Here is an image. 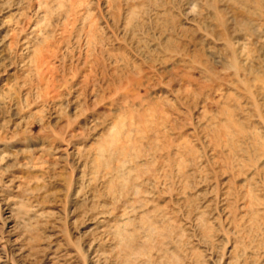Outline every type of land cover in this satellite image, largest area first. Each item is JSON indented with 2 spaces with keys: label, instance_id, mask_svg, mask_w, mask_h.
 Wrapping results in <instances>:
<instances>
[{
  "label": "rangeland",
  "instance_id": "1",
  "mask_svg": "<svg viewBox=\"0 0 264 264\" xmlns=\"http://www.w3.org/2000/svg\"><path fill=\"white\" fill-rule=\"evenodd\" d=\"M0 264H264V0H0Z\"/></svg>",
  "mask_w": 264,
  "mask_h": 264
},
{
  "label": "bare ground",
  "instance_id": "2",
  "mask_svg": "<svg viewBox=\"0 0 264 264\" xmlns=\"http://www.w3.org/2000/svg\"><path fill=\"white\" fill-rule=\"evenodd\" d=\"M31 37H29V39L24 40L23 43L25 45V48H27V49H29L31 51L33 50V52L34 51L36 52V57H37L36 60H38V57H39V54H40L41 49L38 48V49L34 50L35 49V45L32 43Z\"/></svg>",
  "mask_w": 264,
  "mask_h": 264
}]
</instances>
